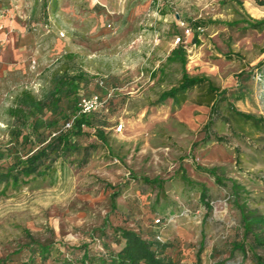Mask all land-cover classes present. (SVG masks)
I'll return each mask as SVG.
<instances>
[{"label": "rangeland", "instance_id": "1", "mask_svg": "<svg viewBox=\"0 0 264 264\" xmlns=\"http://www.w3.org/2000/svg\"><path fill=\"white\" fill-rule=\"evenodd\" d=\"M262 18L255 0H0V178L39 147L12 116L22 90L43 99L56 73H83L78 95L44 110L57 125L79 94L102 104L72 138L74 151L0 181V264H72L96 240L114 255L123 244L116 228L165 243L174 264H254L250 247L264 260L239 209L264 218V122L230 108L264 119V30L247 24ZM190 20L202 22L197 43L185 31ZM178 45L189 75L227 91L215 112L197 104L199 88L178 106L157 103L181 78V63L167 59ZM256 232L263 240L264 225ZM242 242L246 254L234 247Z\"/></svg>", "mask_w": 264, "mask_h": 264}, {"label": "trees", "instance_id": "2", "mask_svg": "<svg viewBox=\"0 0 264 264\" xmlns=\"http://www.w3.org/2000/svg\"><path fill=\"white\" fill-rule=\"evenodd\" d=\"M255 1L258 5H264V0ZM238 22L239 21H235L234 23ZM201 23V21L190 20L188 24V26L194 30L192 41L195 43L199 42L196 29ZM234 23H227V26H232ZM247 24L251 29L264 30V18L251 19ZM167 59L169 61H179L181 63L182 75L177 84L159 94L157 103H163L165 100L170 99L174 106H178L186 100V95L190 90L199 88L202 90V94L198 97L196 101L197 104L210 106L212 113L215 112L217 102L226 99L227 91L225 89L219 90V88L213 85L205 76H191L186 72V57L183 46L178 45L176 48L172 49ZM84 79V74L81 72L69 73L67 70H64L63 73L55 74L53 89L47 97L36 99L27 90H22L16 96L15 106L11 111L12 116L20 125L28 126V132L24 135L25 138L28 139V142H31V138L36 139L39 147L24 159L18 157L13 161L7 171L2 173L0 181L11 179L13 182H16L20 175L28 176L35 174L39 166L48 159L50 154L71 152L77 148L72 138L83 135L84 127L92 126L89 114H76V107L71 115H61L60 117L62 120L57 125V120L43 119V112L45 109L51 111L63 97L78 95L80 83ZM81 95L83 94H79L77 97L76 103ZM230 106L231 112L240 120L255 124L264 122L263 118L236 111L231 104ZM74 115L75 117L71 127L64 130V123ZM30 121L31 123L29 124ZM209 124L210 122L206 124V127ZM42 127L48 130L46 135L39 131ZM98 134L102 137L99 131ZM198 168L211 174L217 182L222 181V179L216 175L215 168H204L201 166H198ZM182 179L188 182V178L185 175L182 176ZM142 180L147 184L161 187L162 182L159 178L149 179L148 177H142ZM231 182L235 193H238L242 187L235 181ZM201 196H205V189L202 190ZM239 209L244 236L247 237L250 235L254 246H264V239L262 240L259 233L256 232L257 229H261L264 225V218L255 214L253 211H246L245 204L240 205ZM116 230L123 240V244L116 254L108 255L103 244L101 245L102 249H99L96 247L97 243L91 241V243H84L79 247L80 249H77L79 257L75 259L72 264H95L91 263V255L96 256L95 259L98 260V264H174L169 257L164 255L167 246L165 243H160L156 240H147L132 229L116 228ZM234 247L240 250L242 254H246L243 242L236 244ZM252 249L253 247H250L254 264H264L263 258L255 254Z\"/></svg>", "mask_w": 264, "mask_h": 264}, {"label": "built area", "instance_id": "3", "mask_svg": "<svg viewBox=\"0 0 264 264\" xmlns=\"http://www.w3.org/2000/svg\"><path fill=\"white\" fill-rule=\"evenodd\" d=\"M183 24V23H182ZM197 29H200V27H197ZM191 30L190 27L185 28L186 33H189ZM182 41L180 37H177L176 42ZM101 101L98 97V95L92 94V95H81L78 102H77V113L76 114H84L88 115L94 111H97L98 108L101 106ZM75 115L71 117L69 120H67L64 123L63 129H68L71 127L73 119ZM122 129V124L119 123L115 126V131L120 132ZM155 225H158L160 223V219H154ZM155 238L159 239V235H156ZM97 246L102 249V247L99 245V241L96 240Z\"/></svg>", "mask_w": 264, "mask_h": 264}]
</instances>
